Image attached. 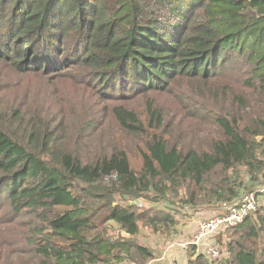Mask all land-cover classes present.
Wrapping results in <instances>:
<instances>
[{"label":"trees","instance_id":"trees-1","mask_svg":"<svg viewBox=\"0 0 264 264\" xmlns=\"http://www.w3.org/2000/svg\"><path fill=\"white\" fill-rule=\"evenodd\" d=\"M0 60L41 80L68 75L85 95L0 111V264H149L141 229L167 240L181 219L222 215L264 184V0H0ZM137 100L156 113L167 171L66 167L116 154V110ZM100 102L115 104L117 130L97 146ZM59 190L75 194L64 211ZM223 237L221 258L189 245L186 264H264V209L207 244Z\"/></svg>","mask_w":264,"mask_h":264},{"label":"rangeland","instance_id":"rangeland-1","mask_svg":"<svg viewBox=\"0 0 264 264\" xmlns=\"http://www.w3.org/2000/svg\"><path fill=\"white\" fill-rule=\"evenodd\" d=\"M70 45L65 47V53L68 54ZM0 60V111L7 117H12L14 111L19 110L21 105L28 102V107L33 110L31 105L48 106L51 96L54 94L65 102L74 103V99L84 98L82 91H77L71 86L70 76L63 78L51 77L48 81L40 79L33 75H23L17 72L9 64ZM63 68H60L61 70ZM81 69V68H78ZM83 70V69H81ZM80 86L83 82L80 81ZM88 93L86 92V95ZM26 95L28 98L26 99ZM115 104L110 102H100V113L97 117L96 136L101 139L96 140L97 146H102L108 143V132L117 130L116 124L112 119L110 107ZM145 107H142L144 106ZM31 106V107H30ZM123 109L116 110V115L121 121L123 128L122 132L117 133L116 148L114 154L110 148L107 150V155L96 165L87 166L84 162H74L70 157L65 158L64 163L75 174H83L88 177L107 174L111 171L119 173H130L139 171L145 164H151L154 167L167 171L170 168L172 161V152L165 146L160 137V132L157 127L156 113L152 110L149 102L137 100L122 105ZM88 108V101L85 99L76 108H72L78 115H82ZM8 120V118H6ZM139 136V138H135ZM252 189L245 191L252 192L257 197V210L264 209V184L254 183ZM75 194L65 191H57L51 194V198L58 204L57 210L64 211L69 208V203L74 199ZM224 208V207H219ZM191 213V210H189ZM189 213V214H190ZM193 215V214H192ZM220 216V215H217ZM214 216L213 218L217 217ZM210 219V218H209ZM142 232H146L141 229ZM225 237L220 239L218 243L219 258L224 253L226 245ZM217 243V242H216Z\"/></svg>","mask_w":264,"mask_h":264},{"label":"crops","instance_id":"crops-1","mask_svg":"<svg viewBox=\"0 0 264 264\" xmlns=\"http://www.w3.org/2000/svg\"><path fill=\"white\" fill-rule=\"evenodd\" d=\"M225 208L204 210L194 213L189 219H181L176 232L167 240L141 233L138 240L149 246L156 254V258L149 264H186L188 261V244L197 234L199 223L219 215ZM209 240L203 242L198 250L204 248ZM186 246V247H184Z\"/></svg>","mask_w":264,"mask_h":264},{"label":"built area","instance_id":"built-area-1","mask_svg":"<svg viewBox=\"0 0 264 264\" xmlns=\"http://www.w3.org/2000/svg\"><path fill=\"white\" fill-rule=\"evenodd\" d=\"M257 209V197L253 193H244L239 201L227 207L226 212L215 218H210L199 223L197 234L189 245L200 247L217 233L230 228H235ZM186 247V246H184ZM205 254L210 261L219 259V249L215 244L205 245Z\"/></svg>","mask_w":264,"mask_h":264}]
</instances>
